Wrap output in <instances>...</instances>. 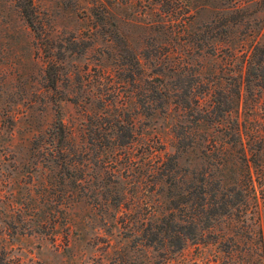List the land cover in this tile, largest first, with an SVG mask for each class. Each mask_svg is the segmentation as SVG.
<instances>
[{
  "label": "rangeland",
  "instance_id": "obj_1",
  "mask_svg": "<svg viewBox=\"0 0 264 264\" xmlns=\"http://www.w3.org/2000/svg\"><path fill=\"white\" fill-rule=\"evenodd\" d=\"M256 1L34 0L37 36L16 0H0V252L12 264H264L263 204L230 207L192 237L175 187L146 165L178 156L186 195L208 168L194 112L217 92L239 87L231 111L264 125V63L245 81L249 44L264 43ZM127 140L138 169L114 146ZM169 211L182 219L161 222Z\"/></svg>",
  "mask_w": 264,
  "mask_h": 264
},
{
  "label": "trees",
  "instance_id": "obj_2",
  "mask_svg": "<svg viewBox=\"0 0 264 264\" xmlns=\"http://www.w3.org/2000/svg\"><path fill=\"white\" fill-rule=\"evenodd\" d=\"M16 2L27 24L38 36L40 21L35 11L34 0H16ZM256 2L261 3V0ZM167 7L168 13L171 11L169 3ZM172 9L173 13L178 11L177 6ZM248 48L245 58L247 88L262 75L260 69L264 63V43L251 42ZM49 81L50 87L54 88L55 79L49 78ZM256 85L262 88L260 84ZM231 92V95L224 94V92H217V96L212 94L209 108L204 110L203 114L194 112L196 125L202 121L201 124L206 126L202 152L207 157L208 168L200 176L192 173L186 187V195L178 191L180 188H177L175 181L178 174L176 170L178 156L159 154L152 164L145 163L155 171L157 180L162 179L175 187L173 193L169 192L170 202L173 209L184 212L186 216L184 221L190 222L189 233L192 237L195 235L198 223L212 222L218 216L228 215L230 207L236 205V208L246 211L248 206L252 205L257 209L260 203L264 205V125L252 127L249 130L245 120L240 119L237 108L234 112L230 108L231 102L236 101L240 95L239 87H234ZM194 101L198 104L197 100ZM115 127H117L116 124ZM55 133L59 140L64 139L63 123L59 117L55 120ZM192 133L197 134V132H189L190 135ZM129 136L131 132H128ZM130 144L131 140H127L114 144V146L123 152L121 154L125 159V168L138 169V163L130 155ZM228 164L237 165L236 175L230 182L217 177L220 169L227 167ZM145 172L147 171L142 170L139 173L145 175ZM139 177L137 176L135 181L143 182L138 181ZM233 194L235 197L231 199ZM181 200L184 202L179 204ZM185 203L186 208L182 209L180 205ZM175 218L182 219L177 213L169 211L168 217H163L161 222H177ZM169 226L171 231L179 232L177 225L176 227L175 224ZM172 244L176 248L182 247V242L179 240ZM0 253V264H12L3 250Z\"/></svg>",
  "mask_w": 264,
  "mask_h": 264
}]
</instances>
